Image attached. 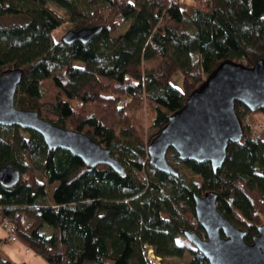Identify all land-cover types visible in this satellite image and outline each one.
I'll return each instance as SVG.
<instances>
[{
    "label": "trees",
    "instance_id": "obj_1",
    "mask_svg": "<svg viewBox=\"0 0 264 264\" xmlns=\"http://www.w3.org/2000/svg\"><path fill=\"white\" fill-rule=\"evenodd\" d=\"M196 2L190 9L169 0H0V73L23 72L14 105L88 136L124 168L122 176L87 168L35 132L0 126V170L10 164L20 173L14 187L0 186V220L46 264H151L147 248L161 263L187 253L186 264H209L178 241L203 234L194 195L216 193L218 211L248 244L264 225V132L251 125L242 122L244 139L228 146L216 173L171 149L178 179L149 164V143L220 63L264 62V0ZM65 24L101 31L67 46L52 34ZM178 73L180 89L170 84ZM115 95L132 103L115 108ZM235 111L241 121L250 114L238 103ZM0 264L14 263L0 252Z\"/></svg>",
    "mask_w": 264,
    "mask_h": 264
},
{
    "label": "water",
    "instance_id": "obj_2",
    "mask_svg": "<svg viewBox=\"0 0 264 264\" xmlns=\"http://www.w3.org/2000/svg\"><path fill=\"white\" fill-rule=\"evenodd\" d=\"M101 28L68 31L61 39L67 46L87 44ZM23 72L8 69L0 73V126L18 127L38 134L49 150H60L80 159L87 168L104 165L124 175V168L108 148L88 136L67 130L40 118L37 112L21 110L14 98ZM236 103L250 113L264 109V62L253 67L226 60L220 63L188 96L185 105L173 113L159 134L149 143V164L157 172L179 178L166 154L173 150L180 161L209 163L216 173L225 162L227 148L244 139ZM20 173L10 164L0 170V186L18 184ZM195 216L203 236L185 232V240L209 264H264V225L250 244L246 233L236 228L217 209L216 193L193 196Z\"/></svg>",
    "mask_w": 264,
    "mask_h": 264
},
{
    "label": "rangeland",
    "instance_id": "obj_3",
    "mask_svg": "<svg viewBox=\"0 0 264 264\" xmlns=\"http://www.w3.org/2000/svg\"><path fill=\"white\" fill-rule=\"evenodd\" d=\"M177 2H182L183 4H186L184 0H176ZM170 2V1H169ZM196 6L197 2L195 0ZM196 6L192 3L191 8ZM126 30V26H123L118 33H116L113 37H117L119 34H123L124 31ZM70 31V25L65 24L62 27L58 28L55 30L52 34L55 40H61L62 37ZM180 83H181V75L175 74L170 82L172 86H174L177 89H180ZM123 98L124 96L122 95H115L114 100H113V106L115 108H119L117 105L118 98ZM131 100V98H130ZM126 102L124 105L125 108L126 105H130L132 101ZM145 109V108H144ZM243 124L245 125H251L252 130L254 131H259V132H264V113L259 111L256 113H250L244 115L242 119ZM242 124V125H243ZM146 127H147V121H146ZM68 130V129H67ZM177 170L179 169V166H174ZM56 184H53L51 186L46 187V195L47 199L50 201L53 190L55 189ZM262 220L264 221V216L260 215ZM6 231L2 228L0 224V252L12 263L14 264H46V262L38 257L36 254L31 252L28 248H26L22 243L18 241L16 238L15 242H10L8 240ZM46 235H49V229L46 230ZM203 236V234L201 235ZM16 237V236H15ZM7 239V242L5 240ZM178 241L180 243L186 244L193 248L186 240L185 238H178ZM190 260L189 254H185L184 257L181 260L178 259H171L170 261H166L165 263H161V261H155L153 262L154 264H186ZM151 263V262H150ZM152 264V263H151Z\"/></svg>",
    "mask_w": 264,
    "mask_h": 264
},
{
    "label": "built area",
    "instance_id": "obj_4",
    "mask_svg": "<svg viewBox=\"0 0 264 264\" xmlns=\"http://www.w3.org/2000/svg\"><path fill=\"white\" fill-rule=\"evenodd\" d=\"M171 3H175V4H178L182 7H186V8H190V9H193L191 8L192 6V3L196 6V3H195V0H184L186 2V4H183L182 2H177L176 0H169ZM123 21V19H121V22ZM130 100L129 97H123V98H118V101H117V105L119 108H122L124 107L125 103L128 102ZM131 101V100H130ZM255 216H259L258 213L255 214ZM0 224L2 226V228L6 231V233L8 234L7 237H8V240H10V242H15L16 241V237H15V230L13 228V226L10 224V222L8 220H0ZM148 252H147V259L149 262H151L152 264H154L153 262L155 261H159L160 259L156 258L153 253H152V250L150 248H147Z\"/></svg>",
    "mask_w": 264,
    "mask_h": 264
},
{
    "label": "crops",
    "instance_id": "obj_5",
    "mask_svg": "<svg viewBox=\"0 0 264 264\" xmlns=\"http://www.w3.org/2000/svg\"><path fill=\"white\" fill-rule=\"evenodd\" d=\"M261 137H264V135H261ZM5 242H7V239L5 240Z\"/></svg>",
    "mask_w": 264,
    "mask_h": 264
}]
</instances>
